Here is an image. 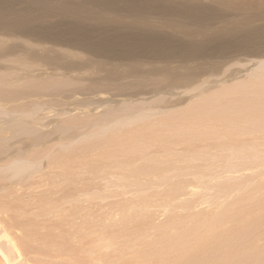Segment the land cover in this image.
I'll use <instances>...</instances> for the list:
<instances>
[{"label": "rangeland", "instance_id": "obj_1", "mask_svg": "<svg viewBox=\"0 0 264 264\" xmlns=\"http://www.w3.org/2000/svg\"><path fill=\"white\" fill-rule=\"evenodd\" d=\"M0 41L21 46L0 57L1 77L14 80L12 87L32 80L54 91L0 98V200L8 191L24 195L10 197L8 206L21 208L12 210L11 231L54 236L70 264H254L264 254V207L257 206L264 200H248L264 197V94L256 95L264 77L252 74L264 58L248 49L225 60L214 56L207 60L216 68L187 83L161 88L151 75L137 94L116 96L99 86L93 94L56 90L83 74L80 84L91 83L97 67H45L24 47L40 54L48 44L3 34ZM101 95L106 103L88 100ZM124 97L128 102L118 105ZM22 163L32 169L16 175ZM18 243L24 258L42 255H28V242L23 249Z\"/></svg>", "mask_w": 264, "mask_h": 264}, {"label": "bare ground", "instance_id": "obj_2", "mask_svg": "<svg viewBox=\"0 0 264 264\" xmlns=\"http://www.w3.org/2000/svg\"><path fill=\"white\" fill-rule=\"evenodd\" d=\"M0 34L12 37L25 36L38 43L48 44L43 47L40 54L36 53L33 48L24 47L29 58H38V62L45 67L70 70V73H75L76 71L73 70L77 69L90 71L91 67H97L98 70L94 72L97 76H91L93 78L91 83L80 84L87 75L83 74L82 77H74L76 78L75 85L71 82L73 83L71 86L69 84L65 86L64 82L61 84L64 86L60 85V88L57 86L56 90L70 87L82 93L91 92L89 94H93L92 92H97L99 86L105 91L115 90L116 96H133L138 93L137 90L145 88L151 75L158 76L150 80L151 84L161 86V88L187 83L203 70L216 68V65L210 64L207 60L214 56L225 60L242 49H248L252 50L254 56L264 58V0H0ZM20 47L16 42L0 41V57L14 55ZM61 48L65 50L61 51ZM145 59L150 62H146ZM174 59L180 61V66L167 64ZM192 62L195 64L191 65ZM28 67L31 72L32 68ZM45 69L48 68H42V70ZM252 72V74L258 73L257 80L264 77V60H261ZM71 76L73 75H70L69 79ZM6 78L8 77L0 76L1 99L14 101L27 93L34 94V90L37 89L40 94L54 92L51 91V85H32V80L30 83L29 80L26 82V88L23 87L24 85L12 87L14 80ZM126 79L128 80L124 81ZM258 85L256 95L264 94V83L260 82ZM23 89L29 91L25 92ZM104 95L100 98L94 96L88 100L105 102L102 101L105 99ZM124 98L123 101H117V104L127 103L126 97ZM32 165L24 163L17 165L15 174H26L32 169ZM3 191L7 189L4 188ZM193 191L188 193L195 195ZM8 192V195L5 192L6 196L3 197L9 198L4 203L2 202L5 198L2 202L0 200L2 203H0V228L4 234V237H0L7 240V245L3 248L1 244L4 240L0 238L2 239L0 254L5 264H27L28 261L29 264L32 262L33 264H53L52 262L70 264L71 255L69 256L66 251L67 255L62 256L64 251L59 252L56 248L57 244L64 245V243L62 241L61 244L58 243V239L56 240L54 236L45 238L42 236L41 239H37L30 230L28 232L33 234L34 238L30 233L31 237L27 238L18 236L14 230H10L17 228L15 225L12 228L11 225L14 222L13 219L16 218V215H12L15 213L14 211L12 213V210L21 208L14 207L13 209L8 206V203L13 204L9 202L12 199L9 195L11 192ZM15 194H12V197L13 195L17 197L15 199L24 196L22 193ZM2 195L1 193V197ZM246 197H243L244 201L246 200L247 203L252 201L254 205L255 202H259L260 198L262 199L260 202L264 200L261 196H250L248 201ZM241 200L242 202L239 200L238 202L243 205L244 201ZM245 205L250 206V204ZM260 205L258 203L257 206L264 207ZM218 207L220 210L216 213L220 214L222 207L221 205ZM261 214L264 216V212ZM218 216L221 217V215ZM218 219L213 217L211 222L214 220L216 222ZM258 223L260 225L261 221ZM20 234L24 235L21 232ZM243 235L245 239V234ZM18 240L22 249L28 242V247H31L30 249L27 247L30 253L28 255L42 254L40 258L33 259V257L30 260L24 258ZM34 242L39 248L38 252ZM224 244L227 245L228 242ZM64 248L59 246V249ZM94 249H99V246ZM32 250L33 252H30ZM58 252L62 257H58ZM51 255H57L55 257L58 260H49V257L50 259L53 257ZM61 258H64V263ZM66 259H69L67 263ZM254 264H264L262 252L259 253Z\"/></svg>", "mask_w": 264, "mask_h": 264}]
</instances>
